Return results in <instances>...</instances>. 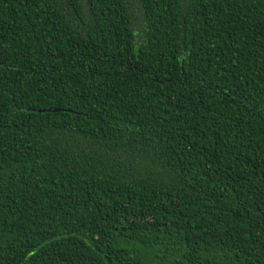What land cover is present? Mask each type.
Returning a JSON list of instances; mask_svg holds the SVG:
<instances>
[{"label":"trees","instance_id":"1","mask_svg":"<svg viewBox=\"0 0 264 264\" xmlns=\"http://www.w3.org/2000/svg\"><path fill=\"white\" fill-rule=\"evenodd\" d=\"M0 264H264V0H0Z\"/></svg>","mask_w":264,"mask_h":264}]
</instances>
